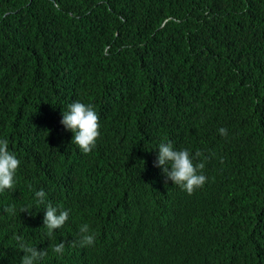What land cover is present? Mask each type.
<instances>
[{
    "label": "trees",
    "instance_id": "obj_1",
    "mask_svg": "<svg viewBox=\"0 0 264 264\" xmlns=\"http://www.w3.org/2000/svg\"><path fill=\"white\" fill-rule=\"evenodd\" d=\"M19 79L0 109L24 130L0 131L21 161L0 193V264H20L16 236L47 251L37 264H264V0H0V87ZM74 101L100 118L87 154L60 124ZM161 142L202 153L203 187L166 182ZM47 203L69 211L51 237Z\"/></svg>",
    "mask_w": 264,
    "mask_h": 264
},
{
    "label": "clouds",
    "instance_id": "obj_2",
    "mask_svg": "<svg viewBox=\"0 0 264 264\" xmlns=\"http://www.w3.org/2000/svg\"><path fill=\"white\" fill-rule=\"evenodd\" d=\"M9 62L19 73H29L34 76L44 73V70L49 66H41L39 61L34 60H9ZM55 65L53 64V66ZM28 82L24 79H19L18 85L15 87L11 85H7L5 88L0 87V109H2V98L4 96L26 94ZM17 105L20 106L21 104ZM60 124L63 125L65 130L72 132V142L84 154L91 152L95 147L96 140L100 136V118L91 104H85L80 101L72 102L68 105L67 110L62 112ZM0 131L7 133L11 137H19L24 130L22 131L15 125L0 121ZM218 131L222 136L227 135L226 128H220ZM201 156L202 153L200 151L195 152L193 155L188 149H175L171 142H161L158 146V154L153 166L162 169L166 182L171 181L172 184L191 195L194 191L203 187L207 180V177L203 174L205 163L203 161L194 163ZM205 159L207 158L205 157ZM20 163L21 161L9 150L8 139H0V193L14 189L15 177ZM35 197L37 203L45 204L46 193L43 189L37 190ZM28 211L27 207L21 209V212ZM4 212L15 216V206L6 207ZM68 219V210H58L51 203L46 204L43 226L47 228L48 236H53L55 230L63 227ZM15 239L18 241L19 249L23 252L20 264H37L39 260L47 255L46 250H37L36 246L27 245L21 236H16ZM95 239L96 235L90 230L89 224H81L79 227V245L81 247L92 246L95 243ZM75 244L76 242L73 241L72 246H75ZM64 250L65 243L63 241L52 246V251L58 255H62Z\"/></svg>",
    "mask_w": 264,
    "mask_h": 264
},
{
    "label": "bare ground",
    "instance_id": "obj_3",
    "mask_svg": "<svg viewBox=\"0 0 264 264\" xmlns=\"http://www.w3.org/2000/svg\"><path fill=\"white\" fill-rule=\"evenodd\" d=\"M155 140H157V139H155ZM230 141H231V140H230ZM155 142H156V141H155ZM227 142H228V141H227ZM105 208L107 209V206H106V207H103L102 210H104ZM108 208H109V207H108ZM99 219H100V218H99ZM99 219H98V220H99ZM136 261H137V260H136Z\"/></svg>",
    "mask_w": 264,
    "mask_h": 264
}]
</instances>
